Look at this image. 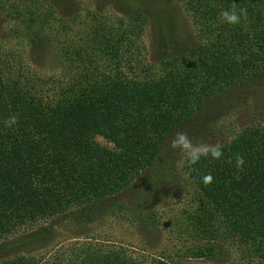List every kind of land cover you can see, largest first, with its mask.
Listing matches in <instances>:
<instances>
[{
	"label": "trees",
	"instance_id": "16d2710c",
	"mask_svg": "<svg viewBox=\"0 0 264 264\" xmlns=\"http://www.w3.org/2000/svg\"><path fill=\"white\" fill-rule=\"evenodd\" d=\"M106 1L114 21L75 31L80 16L62 14V0H0L11 31L0 35L1 251L46 243L69 213L87 222L124 213L122 196L160 197L184 180L196 204L185 255L264 264V105L195 163L170 144L179 132L200 138L202 115L250 109L264 92V0ZM180 7L191 39L174 35L167 11ZM233 9L244 12L237 24L222 16ZM94 240L4 264H149ZM150 264L186 263L163 253Z\"/></svg>",
	"mask_w": 264,
	"mask_h": 264
},
{
	"label": "rangeland",
	"instance_id": "374dc122",
	"mask_svg": "<svg viewBox=\"0 0 264 264\" xmlns=\"http://www.w3.org/2000/svg\"><path fill=\"white\" fill-rule=\"evenodd\" d=\"M107 3L106 0H62L58 2L57 7L64 15L78 14L81 26H76L75 31H78L77 27L80 31H85V26L91 28L93 22L97 23L100 18L104 21L116 19V14L119 12ZM167 13L173 29L175 28L174 35L191 39L192 24L184 9L182 7L171 9ZM10 32L7 19L0 17V35H8ZM145 40L150 57H158L159 39L153 22L147 26ZM258 102L264 105V92L253 99L250 109H238L228 114V110L222 111L220 108H215L216 117L213 116L212 120L209 119L210 116L202 115L195 124L202 129V134L198 133L201 135L200 138L190 141L186 148H179L180 154L187 155L193 150L211 149L224 142L233 133V129L249 123L250 112ZM173 138L175 137H172L171 141ZM97 140L103 144H109L100 136ZM184 185L185 181L182 180L180 187L173 189L172 192H165L160 197L151 195L140 199L139 194L133 191L121 197L130 206L128 211L124 213L119 211L116 214L104 211L100 218L91 222L83 221L79 213H69L59 217L54 225V237L46 243L28 245L23 249L5 253L1 251L3 241H0V264L21 255H38L44 252L51 257L55 249L68 248L69 244L81 243L87 237L95 238L94 241H98L96 243L107 250L113 246H123L133 256L149 264L163 253L182 259L186 264H221L206 258L185 255L188 247L194 243L187 232L186 217L188 212L195 209L196 204L193 191L185 189ZM234 264H241V262Z\"/></svg>",
	"mask_w": 264,
	"mask_h": 264
},
{
	"label": "clouds",
	"instance_id": "9594fccd",
	"mask_svg": "<svg viewBox=\"0 0 264 264\" xmlns=\"http://www.w3.org/2000/svg\"><path fill=\"white\" fill-rule=\"evenodd\" d=\"M244 15L243 10L239 14L233 9V10H226L222 12L223 18L229 23V24H237L240 22L241 16ZM15 118L13 117L10 121V123H15ZM190 144V141L188 140L187 134L184 132H179L176 134L175 138L171 141V147L173 149L176 148H186ZM214 157H219L221 155V152L219 150L215 151L213 153ZM189 163H195L199 159V152L197 150H193L189 153ZM243 159L238 157L237 158V164H242ZM212 180V177L210 175L203 177V182L205 184L210 183Z\"/></svg>",
	"mask_w": 264,
	"mask_h": 264
}]
</instances>
